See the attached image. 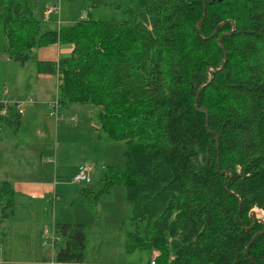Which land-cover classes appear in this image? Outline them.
Segmentation results:
<instances>
[{
	"label": "trees",
	"instance_id": "1",
	"mask_svg": "<svg viewBox=\"0 0 264 264\" xmlns=\"http://www.w3.org/2000/svg\"><path fill=\"white\" fill-rule=\"evenodd\" d=\"M48 3L0 0V56L58 76L61 108L96 107L99 137L125 142L95 195L123 187L125 251H157L155 264H264V222L251 216L264 213V0H82L85 18L41 29ZM99 7L123 18L94 17ZM53 44L71 51L36 58ZM20 121L0 102V141ZM12 198L0 182L1 217ZM53 233L54 263L85 260L84 224Z\"/></svg>",
	"mask_w": 264,
	"mask_h": 264
},
{
	"label": "rangeland",
	"instance_id": "2",
	"mask_svg": "<svg viewBox=\"0 0 264 264\" xmlns=\"http://www.w3.org/2000/svg\"><path fill=\"white\" fill-rule=\"evenodd\" d=\"M52 6L54 10L49 8ZM87 11L82 0L48 3L38 12L43 20L41 29L56 28L77 15L85 18ZM89 12L97 18H123L120 12L108 7ZM53 48L47 49V56L55 52ZM57 84L58 76L41 77L33 60L21 64L0 56V92L23 102L25 110L20 113L17 128L1 132L0 181L6 180L11 187L13 182L27 180L52 187L42 200L29 199L23 189H16L13 212L9 217L8 213L6 217L0 216V264H13L10 260H40L43 255L50 258L47 264H59L52 260L55 242L44 243L53 230L54 219L58 222L78 219L85 224L84 264H145L155 260L157 251L127 253L124 249L128 205L123 187L112 186L95 200L96 193L104 188L108 166H122L125 142L99 137L95 128L99 125L96 107L73 104L61 108ZM80 165L91 167L90 182L72 180ZM55 186V194L60 197L57 201ZM1 201L6 204L5 199ZM263 215L261 209L251 211L258 222H264Z\"/></svg>",
	"mask_w": 264,
	"mask_h": 264
},
{
	"label": "crops",
	"instance_id": "3",
	"mask_svg": "<svg viewBox=\"0 0 264 264\" xmlns=\"http://www.w3.org/2000/svg\"><path fill=\"white\" fill-rule=\"evenodd\" d=\"M53 47H55V52L50 56H47V54H49L47 49H50L51 51L54 49ZM44 49V50H43ZM71 51L70 47H62L58 44H53L50 45L48 47H43L40 48L36 51V58L38 60H49V61H55L57 60L61 55H67L69 54V52ZM41 75V77H48L50 75L48 74H39ZM52 76V75H51ZM0 100H8V101H14L17 100L16 97H14L13 95L9 94L6 92L5 93H1L0 92ZM48 102H46L47 104ZM26 109V108H25ZM25 110H23L24 112ZM6 181V180H3ZM2 182V181H0ZM12 185V190H13V197H14V192L19 189H23V191L25 192V194H27L29 199H33V198H38V199H43L44 194L49 193L52 191V187L50 185H42L41 183H38V181H22V182H13ZM53 193H56V186H55V191L53 190ZM55 200H60V197L57 196L56 194L54 195ZM58 221H56L54 219V221H52V225L54 223H57ZM83 221H79L78 219H73V220H69V221H61L60 223H82ZM84 224V223H82ZM52 225H51V230H52ZM85 225V224H84ZM50 258L46 257V256H41L40 260H35V261H15V260H10V263L13 262V264H47L49 262ZM4 262H7V260H4ZM9 263V261H8ZM85 260L82 263H77V264H84ZM76 264V263H73ZM126 264V263H125Z\"/></svg>",
	"mask_w": 264,
	"mask_h": 264
},
{
	"label": "built area",
	"instance_id": "4",
	"mask_svg": "<svg viewBox=\"0 0 264 264\" xmlns=\"http://www.w3.org/2000/svg\"><path fill=\"white\" fill-rule=\"evenodd\" d=\"M51 8V10H54V7H49ZM0 102H2L3 104H9L14 106V108L19 112V113H23V102H19V101H8V100H0ZM6 112L5 109L1 110V113L4 114ZM91 169V167L89 166H83L80 165L77 169V172L72 176V180L75 182H90V177H89V170ZM58 240V237H56L53 233V230L51 231V234L49 237H46L44 239V243H48V245L56 242ZM150 264H155V260L154 259H150L149 260Z\"/></svg>",
	"mask_w": 264,
	"mask_h": 264
}]
</instances>
